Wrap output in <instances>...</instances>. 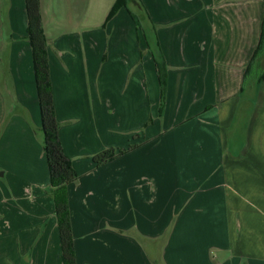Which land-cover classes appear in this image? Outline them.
I'll return each instance as SVG.
<instances>
[{
  "label": "crops",
  "instance_id": "obj_1",
  "mask_svg": "<svg viewBox=\"0 0 264 264\" xmlns=\"http://www.w3.org/2000/svg\"><path fill=\"white\" fill-rule=\"evenodd\" d=\"M140 1L167 105L126 146L112 118L133 134L161 97L141 29L117 0H40L77 264H264V0ZM41 126L25 0H0V264H63Z\"/></svg>",
  "mask_w": 264,
  "mask_h": 264
},
{
  "label": "trees",
  "instance_id": "obj_2",
  "mask_svg": "<svg viewBox=\"0 0 264 264\" xmlns=\"http://www.w3.org/2000/svg\"><path fill=\"white\" fill-rule=\"evenodd\" d=\"M129 1L130 0H117L110 12L108 20L113 18L120 9H128ZM136 2L139 5V10L147 15L141 1L136 0ZM25 5L27 13V34L32 48L35 81L40 106L44 152L50 173L51 194L55 203V215L60 236L63 264H77L69 208L68 187L76 181L78 175L74 169L72 160L65 154L60 139V123L55 112L53 88L48 62L47 41L43 29L40 0H25ZM129 12L137 24L140 25L139 19L135 13L131 10H129ZM263 43L264 32L260 46L247 68L246 79L249 71L253 68L255 60L263 53ZM156 45L159 57L157 58V56H155L154 60L161 88V98L164 99L167 94L168 68L158 41L156 42ZM263 81L264 69L258 78L259 83ZM125 153V150H122L121 152H118L115 149L106 150L94 157V163L97 167H101L116 160Z\"/></svg>",
  "mask_w": 264,
  "mask_h": 264
},
{
  "label": "rangeland",
  "instance_id": "obj_3",
  "mask_svg": "<svg viewBox=\"0 0 264 264\" xmlns=\"http://www.w3.org/2000/svg\"><path fill=\"white\" fill-rule=\"evenodd\" d=\"M129 7L128 9L131 10L132 12L135 13V15L138 17L139 19V24L136 25L141 29V32L144 35V38L148 44V50L151 53L153 59L155 56H157V58L159 57V53L157 51V45H156V31L157 28H159L152 20H150L148 18L147 15H145L144 12L140 11L137 6L134 5V3L130 0L128 3ZM142 56H145V52L142 53ZM155 62V60H154ZM167 64V63H166ZM259 69L258 68H254L252 70V74L251 77L254 75V73H258ZM161 90V88H160ZM166 98L162 99L160 97V103H159V107H158V113L157 115H155L156 110L154 111V109H150L148 112H146L145 114V120H144V124L140 125L139 128L134 131V133H126L123 130L125 129V125H123V127L121 128L119 126V116H114L112 118V139L114 142L117 141H122L125 140L127 145L129 146L131 143L132 144H136V141H140L141 139H149V137L152 135L153 133V129H158L159 126L155 125L156 119L160 120L162 122V119L164 117L165 114V110H166ZM162 109V111H161ZM157 124V123H156ZM162 124V123H161ZM163 125V124H162ZM162 125H160V127L162 128ZM155 127V128H154ZM109 134V132H107ZM142 141V140H141ZM134 145H131V147H133ZM124 147H119V149H117V147L113 146L109 149L106 150H110V149H115L118 152H121L122 150H129L130 147L128 148H124ZM103 150V151H106ZM101 151V152H103ZM100 152V153H101Z\"/></svg>",
  "mask_w": 264,
  "mask_h": 264
}]
</instances>
